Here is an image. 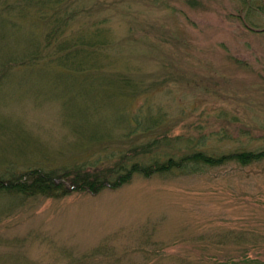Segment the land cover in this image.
Returning <instances> with one entry per match:
<instances>
[{"label":"rangeland","instance_id":"374dc122","mask_svg":"<svg viewBox=\"0 0 264 264\" xmlns=\"http://www.w3.org/2000/svg\"><path fill=\"white\" fill-rule=\"evenodd\" d=\"M251 1L67 0L70 30H107L109 66L139 87L122 92L110 67L13 68L0 77V177L92 163L165 130L194 138L166 146L175 152L264 148V0ZM32 16L18 49L49 29ZM146 114L161 125L129 131ZM4 191L0 264H264V160L136 175L98 193Z\"/></svg>","mask_w":264,"mask_h":264},{"label":"trees","instance_id":"16d2710c","mask_svg":"<svg viewBox=\"0 0 264 264\" xmlns=\"http://www.w3.org/2000/svg\"><path fill=\"white\" fill-rule=\"evenodd\" d=\"M66 2L67 0H0V77L6 76L13 68L28 65L29 69L43 60L58 67L59 76H90L100 69L110 67L108 61L111 62V54L108 52V46L112 40L110 43L108 31L70 30L75 15L67 8L61 10V5ZM255 9L264 13L261 4L255 6ZM30 13L33 15L32 20L40 24L47 23L49 29L38 43H33L32 38L35 35L28 32L31 45L28 42L24 50L18 49L21 44L17 39V35H20L18 31L26 30ZM17 41L18 44L13 47ZM22 50L23 53H19ZM109 70L112 76L120 79L122 92H132L139 87L138 83L132 82L121 71L111 67ZM162 118L163 116L146 114L144 120H138V123L142 124H130L129 131L138 136L140 133H149L161 125ZM182 140H186V145L194 138L181 137L165 130L151 140L131 145L112 153L106 159L92 163H75L56 173L30 170L24 181L23 177H0V192L6 190L4 192L48 197H63L82 191L98 193L106 188L117 189L129 183L135 174L144 177L174 171L193 174L204 167L221 166L231 162L248 166L264 160V148L210 154L199 148H181V152H175L166 147Z\"/></svg>","mask_w":264,"mask_h":264}]
</instances>
